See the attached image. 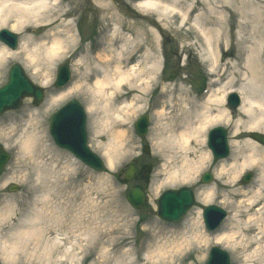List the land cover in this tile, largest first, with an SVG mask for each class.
I'll list each match as a JSON object with an SVG mask.
<instances>
[{"label":"rangeland","instance_id":"1","mask_svg":"<svg viewBox=\"0 0 264 264\" xmlns=\"http://www.w3.org/2000/svg\"><path fill=\"white\" fill-rule=\"evenodd\" d=\"M51 1L49 0V2ZM139 1L57 0L58 8L62 9L64 14L57 18L51 17L50 20L53 21L45 20L46 16L33 18L29 22L21 23L18 31L10 29L14 25L12 22L14 19L0 26V31L8 30L19 36L17 49L13 52L6 49L11 57L7 58L0 67V87L6 83L8 69L14 63L19 64L32 83L39 87L40 83L47 78V85L43 88L44 99L40 105L35 106L32 99L24 98L21 100L19 109L9 110L0 117V147L10 157L0 176V232L13 235L15 231L8 230L13 221L15 222L14 230H16L18 222L26 219V223L29 222L30 216L34 217L35 209H37L39 212L36 214L38 215L37 221L41 223V226L47 228L46 240L56 241L59 237L62 239L59 249L49 258L43 255L44 248L36 251L37 246L32 245V238L28 233L27 244H24L23 249L27 256H24L23 264H205L208 251L212 247L226 252L229 256V264H243V262L234 259V255L226 248L225 243H215L213 237L221 234L228 218L235 214H237L236 222L245 220L247 215L245 204L249 196L243 198L242 193L251 192L257 187L259 184L257 176L264 173V165L257 163L253 168L242 171L236 176L235 184L232 179L235 175L232 171L218 174L219 164L218 161L212 159L211 152L207 147V135L214 128L224 129L227 133L229 146V156L226 159L231 158L232 152L238 157L247 155L248 149L244 145L241 146L246 141L256 144L261 149L264 147L250 139L251 132L248 131V126L238 125L237 114L240 105L230 110L226 102L228 94L225 96L224 104L228 112L231 113L230 120H221L222 124L209 127L203 143L196 142L191 145L193 152L188 155L194 161L209 154L212 162L208 165L204 164L205 168L203 167V170H200L196 176L189 177L187 182L189 184H181V179H178V183L174 186L168 184V186L157 188L162 182L167 181V177L175 167L180 166L182 157L179 151L172 149L162 140L167 135L165 128L173 126L171 125L173 124L172 114L168 115L173 110L166 111L167 115L160 121H155L156 111L158 112L160 107L157 102H159L162 88L166 86L170 90H176L172 97L176 101L175 109L179 107L177 105L181 97L178 91L181 88L187 92L189 98H199L204 92L210 90L209 85L215 77L211 76L208 64L204 60L206 56L202 44L203 37L200 34L203 12L197 11L191 16H187V26L181 30L182 22L178 19V12H176L177 15L172 12L177 16L178 21L174 19L168 23L159 22L156 15L141 12L134 7ZM182 1L185 5H191L196 0ZM219 2L222 6L227 7V3H224L223 0H219ZM53 4L56 6V3ZM229 9L230 11H239V13L236 12V16L231 17L229 12H226L223 19L220 17L221 21L218 26H207L203 29V31L214 30V33L209 35L211 38H218L219 42H223L225 45L231 43L235 47L234 57L219 59L221 73L226 70V75L220 83L224 82L225 77L231 72L227 63L231 66L232 64L236 65L237 59L245 62L249 57L246 50L252 46L256 50L253 49L251 52L253 58L251 55L249 58L259 61L257 58L259 51L261 55L259 62L264 73V55L262 54L264 50V17L258 24V27L262 28L259 29V33L255 37L253 32L255 22L247 20L243 16L246 9L241 4L234 2ZM49 12L52 13V11ZM68 21L71 23L69 28L65 27ZM124 22L126 25L135 23L143 27L149 23L152 27L153 51L160 65L157 74L158 85H152L153 87L149 88L143 104L138 105L141 106V109L137 111L135 109V113L130 116L127 123L120 124L118 120H115L113 126L108 127L107 130H104L105 132H100L101 124H96L100 114L90 115L87 109V103L92 99V93L85 88L87 85V64H89L87 53L89 54L91 50L90 53L94 55L99 50L98 44L101 43L102 36L105 33L108 34L106 30L112 25L122 27ZM123 34L129 37L128 32L125 31ZM204 35H206L205 31ZM55 36H61L64 45L58 52L57 58L48 64L46 54L51 47V40ZM69 36H72V41L68 39ZM1 47L3 45L0 43ZM144 50L145 47L131 61H135ZM32 55H35L36 59H33ZM203 60L204 62H202ZM65 61L69 62L71 80L65 88L59 91L65 90L73 84L79 87L71 96L50 110H46L48 96L57 92L53 87L57 69ZM239 64L243 65L240 62ZM250 70L254 75L255 68L254 71ZM240 72L242 76L243 74L244 76L251 75L248 68L244 71L242 69ZM244 76L240 80L235 79L236 85L245 81L246 77ZM259 80L264 81V77ZM233 90H237V87ZM131 97L123 99V102H130ZM69 101L78 102L87 112V144L89 149L101 158L104 165L103 152L107 149L109 142L115 143L112 140L113 132L120 131L124 134L119 141L117 150L121 156H118L112 171L107 169L104 173L95 172L85 167L70 153L55 146L49 134V119L57 109ZM163 102L164 100L161 101V103ZM211 110L216 111V106H211ZM31 113H39L33 122L27 117ZM145 114L148 115L149 128L146 137L140 139L134 131V125L139 117ZM173 115L175 117L179 114L177 112ZM243 121L246 120L243 118ZM35 123L40 126L36 127L35 131L40 133L39 144L41 146L27 153L21 149L20 141L23 139L24 132L33 129L32 125ZM237 125L238 134L234 136ZM97 126L99 127L97 128ZM96 130L98 134L94 135L93 132ZM231 142L235 143L233 148L230 145ZM144 146L148 148L147 155L142 153ZM133 161H137L138 168H149V173L139 171L142 174L140 177L137 176L132 182L125 183L124 176H119V173ZM105 168H107L106 165ZM238 171L237 168L236 172L238 173ZM246 173H251L253 179L247 185H241V178ZM203 174L211 175L212 181L202 184L200 179ZM135 185L142 187L146 195L144 205L138 210L131 207L125 197L127 191ZM210 187L215 190L211 202L202 205L197 194L200 193V199H202L204 197L203 190ZM181 188H190L193 191L195 201L192 209L180 223L171 224L161 221L155 214L157 210L155 202L158 197L164 191ZM203 206L220 207L227 212L228 216L221 226L212 233L205 230L202 221V235L209 238L200 244L198 240L191 239L186 228L188 223L197 220L198 212L201 213L202 218ZM19 213L20 217H17L16 215ZM235 225L237 223L230 226L229 230L236 232V228L233 230ZM50 230H52L51 234ZM5 241L6 244L2 247L10 246L12 241L8 238ZM67 253L71 254V259L62 258V255H67Z\"/></svg>","mask_w":264,"mask_h":264},{"label":"bare ground","instance_id":"2","mask_svg":"<svg viewBox=\"0 0 264 264\" xmlns=\"http://www.w3.org/2000/svg\"><path fill=\"white\" fill-rule=\"evenodd\" d=\"M246 1L248 2L245 3ZM223 2L227 3V7L222 6L219 0H196L195 3L191 5H185L182 0H140L134 6L141 12L156 15L157 21L159 22L164 21L168 23L174 19L177 21L178 19L181 20V30L187 26V16L189 17L197 11H202L200 34H202L203 37L202 44L204 47V55L206 56L204 60L205 63L208 64L207 67H209L211 76L215 77L209 85L210 90L206 91L199 98H189L187 92L181 88L178 91L181 97L177 105L179 107L175 109L176 101L172 97L176 93V90H170L166 86L162 88V92H160L159 95V102H157V104H160V107L159 111H156L155 116L157 118L155 121H160L167 115L166 111L170 109L173 110L168 113V115L172 114L173 124L171 125L173 126L172 128H165L167 135L162 140L163 143H167L172 149L179 151L182 157L180 166L175 167L172 173L169 174V177H167V181L162 182L157 188L168 186V184L169 186H174L178 183V179H181V184H189L187 183L189 177L193 175L196 176L200 170H203L204 164L208 165V163L212 162L209 154L194 161L189 158L188 155L193 152L191 145L196 142L203 143V139L209 127L220 124L221 120H230L231 113L228 112L224 104L226 95L235 93L241 97V105L237 114L238 125L248 126V131L251 133L259 131L264 132V83H262L264 81L259 80V78L264 77V73L261 70L262 66L259 62L261 57L259 51L257 53L259 61L252 59L253 53L251 54V52L253 49L256 50V48L252 46L250 48L248 47L246 50V53H248L249 57L251 55L252 58L248 57L245 62L236 58L238 63L236 65L232 64V66L227 63L231 72L225 77V81L220 83L222 78L226 75V70H223L224 72L221 73V62L219 59L234 57L235 47L231 43L225 45L223 42H219L218 38H211L209 35L210 33H214V30H204L206 35H204L203 31L207 26H218L219 21H221L220 17L223 19V15L226 12H229L231 17H235L236 12L239 13V11L235 12L229 9L234 2L236 4H241L243 8L246 9V13L243 14L245 19L255 22L253 32L256 37L259 33V29L262 28L261 26L258 27V24L264 17V0H223ZM53 3H56V6ZM58 7L57 0H52L51 2H49V0H0V26L14 19V21H12L14 25L10 27V29L11 31H18L21 23L29 22L33 18H43L46 16L44 17L45 20L53 21L50 20L51 17L55 16V18H57L59 15L61 16L64 14L63 10H60ZM48 10L52 11V13ZM172 12H175L176 15V12H178L179 18L177 19V16ZM124 24H122V27L116 25L109 27L106 30L108 34L105 33L104 36H102L103 38H101V43L98 44L99 50H97L94 55L90 53L91 50L89 54L87 53L89 64H87V85H85V88L92 93V99L88 101L87 109L90 115L95 116V113L100 114L96 122V124H101L102 130H100V132H105L104 130L113 126L115 120H118L120 124L127 123L131 118L130 116L135 113V109L136 111L141 109V106L138 105L143 104L144 97L149 88L158 85L157 74L160 70V65L153 51V43L151 41V36L153 35L152 27L149 23H147L145 27L135 23L129 25ZM70 25L71 23L68 21L65 27L69 28ZM125 31L129 33V37L123 34ZM68 39L72 41L73 38L69 36ZM244 42L247 43V41ZM63 45L64 40L61 36L53 37L50 43L51 47L46 54L48 64L57 58V54L61 48H63ZM144 47L145 50L132 62L131 60L134 56L142 51ZM262 54L264 55V50ZM10 57L11 54L4 47H1L0 67L7 58ZM31 57L36 59L35 55ZM204 60L202 62H204ZM239 62L243 65L241 66ZM247 68L251 75L244 76L243 74V76L246 77L245 81L236 85L235 79L240 80V78L243 77L240 71L242 69L244 71ZM254 68L255 72L253 75L250 69L253 70ZM46 79L47 78L40 83L42 87L47 85ZM78 87V85L73 84L65 90L55 92L48 96L46 110H50L59 102L71 96L74 91H77ZM235 87H237V90H233ZM215 88H217V90H214ZM132 95L133 97H131ZM128 96L131 97L130 102H123V99L125 100ZM163 100L164 102L161 103ZM213 105L216 106V111L211 110V106ZM177 112L179 115H175L174 117L173 114H177ZM37 114L39 113H31L27 117L33 122L34 118L39 116ZM172 117H170V119H172ZM243 118L246 121H243ZM157 125L156 123V126ZM238 125L235 128L234 136L238 134ZM32 126L33 129H30V131L26 130L23 139L20 141L21 149L27 153L41 146L39 144L40 133L35 131V129H37L36 127L39 128L40 126L36 123ZM98 127L99 126H97V128ZM93 133L94 135L98 134L97 130ZM113 135L114 138L112 140L115 143L111 144L109 142L107 149L103 152L105 165L110 171L115 168L116 160L119 158L118 156H121L117 150L119 141H121L124 134L120 131H116L113 132ZM230 145L233 148L235 143L231 142ZM243 145L248 149L247 155L238 157L232 152L231 158L218 161V174L232 171L233 175H235L234 178L232 177L235 184L237 181L236 176L242 171L253 168L257 163L264 165V149H261L250 141L244 142L241 146L243 147ZM237 168L239 169L238 173L236 172ZM262 174L264 175L263 172ZM262 174L260 173V175L257 176L259 184L254 190L246 193L242 191L244 192L242 193L243 198L249 196L245 204L247 209L245 220L239 223L236 222L235 219L237 218V214H235L228 218L227 224L220 232L221 234L213 237L215 243H225L227 245L226 248L234 255V259L241 263L243 262V264H264V179ZM216 176L218 177V175ZM214 192L215 190L212 187L203 190L204 197L202 199H200V193H198L197 197L199 202L202 205L210 204ZM157 202L158 200L155 202L156 205ZM36 214H39L37 209H35L34 217L31 215L27 223V219L23 221L20 220L16 230H14L15 222L13 221V224L9 226L10 229H8L9 231H15L13 235L4 234L3 231L0 232V241H2L0 244L1 264L24 263V256L26 257L27 255L24 254L23 249L24 244H27L26 237L28 233L31 235L32 245L34 244L37 246L36 251H39L40 248H44L43 252L45 253L43 255L46 257L51 258L53 253L59 249L62 239L59 237L56 241L46 240L47 228L41 226V223L37 221L38 215ZM16 216L20 217V213ZM196 218L197 220L187 224L186 229L190 233L192 240H198V242L202 244L203 241L209 237L206 238V236L204 237L202 235V218L200 212L197 213ZM235 223H237V225L233 227V230L236 228V232L230 231V226H233ZM51 231L52 230L49 231L50 234ZM7 238L12 241L10 242V246L2 247V245L6 244L5 239ZM158 251L160 252L161 249L159 248ZM238 252H240V254H238ZM65 257L71 259L72 256L67 253V255H62V258Z\"/></svg>","mask_w":264,"mask_h":264},{"label":"water","instance_id":"3","mask_svg":"<svg viewBox=\"0 0 264 264\" xmlns=\"http://www.w3.org/2000/svg\"><path fill=\"white\" fill-rule=\"evenodd\" d=\"M0 41L14 50L17 44V37L7 31L0 32ZM69 80V72L67 64H64L58 70L56 87L64 86ZM24 97H33L34 103L39 104L42 101V91L33 86L25 77L22 69L18 65L10 67L8 82L0 88V115L6 110H15L20 106V100ZM229 108L234 109L239 104V99L236 95H231L228 98ZM148 121L147 116L140 118L136 124V133L140 138L145 136L147 131ZM50 135L55 144L61 148L71 152L77 159L89 168L104 172L105 167L102 161L93 154L86 145L85 134V116L82 108L76 102H70L62 107L50 118ZM251 139L264 146V136L252 133ZM208 147L215 159H223L227 157L228 149L225 139V132L221 128L212 130L208 137ZM147 153V147L144 148ZM8 161L7 154L0 147V175ZM136 168L130 166L125 172V179L130 180L136 173ZM143 171H147L143 168ZM247 175L242 183L249 180ZM210 175H204L203 183L210 182ZM127 201L134 208H139L144 202V193L140 187H133L126 195ZM193 193L187 189L179 191L164 192L157 202V216L168 222L177 223L192 207ZM224 213L217 207H204L203 220L208 231H213L224 218ZM206 264H229L228 255L213 248L209 252V257Z\"/></svg>","mask_w":264,"mask_h":264},{"label":"flooded vegetation","instance_id":"4","mask_svg":"<svg viewBox=\"0 0 264 264\" xmlns=\"http://www.w3.org/2000/svg\"><path fill=\"white\" fill-rule=\"evenodd\" d=\"M137 176L140 177V176H141V173L138 172L137 175H136V177H137Z\"/></svg>","mask_w":264,"mask_h":264}]
</instances>
